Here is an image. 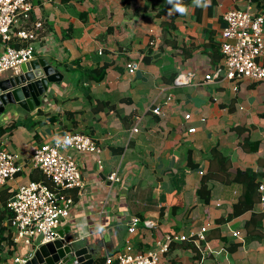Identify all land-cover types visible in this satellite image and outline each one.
I'll use <instances>...</instances> for the list:
<instances>
[{
    "label": "crops",
    "instance_id": "crops-1",
    "mask_svg": "<svg viewBox=\"0 0 264 264\" xmlns=\"http://www.w3.org/2000/svg\"><path fill=\"white\" fill-rule=\"evenodd\" d=\"M29 1L30 17L19 22L26 28L41 22L30 41L34 59L47 60L62 79L48 85L34 110L9 104L0 114V125L17 123L0 141L20 155L22 166L0 185V212L19 185L40 180L50 185L31 166L32 148L66 130L79 131L95 139L101 151L97 157L73 153L84 186L62 190L72 203L57 230L65 242L78 239L98 252L92 264L127 244L145 252L173 235L186 239L169 242L163 264H264L258 200L231 215L243 190L240 174L260 172L256 182L264 180V80L212 75L222 62L224 13L249 2L252 14L264 15V0H201V5L180 0L183 14L167 0ZM15 29L8 42L0 40V53L6 44L26 43ZM157 52L150 62L142 61ZM130 60L139 62L133 74L126 71ZM258 61L264 65V58ZM188 73L189 84L174 86L178 74ZM97 74L103 75L100 80L88 77ZM156 104L160 114L151 111ZM52 115L59 120H48ZM112 171L118 182L106 179ZM206 174L209 193L199 195ZM133 218L137 223L130 232ZM7 219L11 236L5 233L0 243V264H13L14 257L30 255L37 246L35 240L13 242ZM202 227L204 239L189 235Z\"/></svg>",
    "mask_w": 264,
    "mask_h": 264
},
{
    "label": "built area",
    "instance_id": "built-area-1",
    "mask_svg": "<svg viewBox=\"0 0 264 264\" xmlns=\"http://www.w3.org/2000/svg\"><path fill=\"white\" fill-rule=\"evenodd\" d=\"M29 0H0V40L8 42L12 30L16 27L15 35L26 41L24 45L14 47L6 44L0 53V74L17 68L20 64L34 59V45L30 42L36 36V30L41 27L37 21L32 28L23 27L20 20H28L32 10ZM249 2L228 9L224 13L225 25L220 33V52L222 62L213 71V76L223 72L229 80H264V65L258 60L264 58V15L252 14ZM29 41V42H28ZM28 42V43H27ZM139 62L130 60L126 63L128 74L135 73ZM210 74H205L210 79ZM191 74H178L173 81L174 86L190 83ZM152 113L160 114L161 106L156 104ZM189 119V114L184 115ZM137 130L136 127L133 129ZM190 128L188 132H193ZM100 146L90 135L79 131L66 130L51 141L35 145L30 153V163L35 169L49 180L50 185L43 181H29L17 187L13 197L7 203L10 216L8 225L13 230V242L30 244L38 234H42L41 242H50L59 238L58 227L69 216L72 199L66 197L62 190L82 189L84 182L81 177L80 166L73 153H90L99 155ZM100 164V160H97ZM101 166V165H99ZM22 171L20 155L17 152L3 148L0 141V185L13 178ZM202 173V171H200ZM106 179L112 183L120 180L116 171L108 173ZM259 193L257 207L264 214V180L258 183ZM137 218H133L128 230L135 229ZM206 228L202 227L195 235L197 239H204ZM237 236V233L234 232ZM185 240L186 235L168 236L166 242H158L156 247L145 251H134L127 244L117 253L106 255L100 264H163L162 255L168 250L172 240ZM29 255L13 258V264H23ZM68 264H79L76 260Z\"/></svg>",
    "mask_w": 264,
    "mask_h": 264
},
{
    "label": "water",
    "instance_id": "water-1",
    "mask_svg": "<svg viewBox=\"0 0 264 264\" xmlns=\"http://www.w3.org/2000/svg\"><path fill=\"white\" fill-rule=\"evenodd\" d=\"M159 56L158 52L142 57L144 63ZM62 74L47 60L42 58L32 59L20 64L18 71L0 78V114L11 104L17 105L26 111H32L41 103L42 95L47 91L50 83L60 84ZM61 234V233H59ZM60 236V235H59ZM42 234L35 238V248L23 264H67L72 258L79 264H92L99 253L81 245L78 239L65 242L60 237L42 242Z\"/></svg>",
    "mask_w": 264,
    "mask_h": 264
},
{
    "label": "trees",
    "instance_id": "trees-1",
    "mask_svg": "<svg viewBox=\"0 0 264 264\" xmlns=\"http://www.w3.org/2000/svg\"><path fill=\"white\" fill-rule=\"evenodd\" d=\"M22 45H24V43ZM102 76H103L102 74H100L99 76L97 74V75H89L88 77L90 79L100 80ZM48 120L58 121L59 118H58V115H52V116H49ZM38 123H42V122L39 121ZM38 123L35 122L34 125ZM15 127H17V123L14 120H11L4 125L1 124L0 125V138L3 137V135L5 134H10L14 130ZM254 144L255 146H257V143H254ZM262 175L263 173L252 172L251 170H246L245 172L240 174L238 180L240 184H242L243 190H242L240 197L238 198V201L233 206V211L231 215H234V216L238 215L253 207L254 202L258 200V197H259V193L257 191L258 183L256 182V179L257 177H261ZM210 177L211 175L209 174H206L204 177H202L200 189L198 190L199 195H204L205 194L204 191L209 193V189L207 187L208 185L207 181L209 180ZM207 193H206V196H207ZM5 210H6L5 212L4 211L2 213L0 212V243L1 241L5 240L4 238L5 233H6L7 239L11 236L9 228L4 224L5 220L10 216V213L7 211L6 208ZM249 224L250 222H246V226H249ZM250 231L248 230L249 234H250ZM255 237L260 239L261 235L256 234ZM100 263L102 262H99L98 264Z\"/></svg>",
    "mask_w": 264,
    "mask_h": 264
},
{
    "label": "clouds",
    "instance_id": "clouds-1",
    "mask_svg": "<svg viewBox=\"0 0 264 264\" xmlns=\"http://www.w3.org/2000/svg\"><path fill=\"white\" fill-rule=\"evenodd\" d=\"M167 2L169 4H173L174 9L176 11L180 12L181 14L186 12V9L180 5V0H167ZM208 2H210V0H208ZM195 3L197 5H201L202 2H201V0H195Z\"/></svg>",
    "mask_w": 264,
    "mask_h": 264
},
{
    "label": "rangeland",
    "instance_id": "rangeland-1",
    "mask_svg": "<svg viewBox=\"0 0 264 264\" xmlns=\"http://www.w3.org/2000/svg\"><path fill=\"white\" fill-rule=\"evenodd\" d=\"M23 177V176H22Z\"/></svg>",
    "mask_w": 264,
    "mask_h": 264
}]
</instances>
